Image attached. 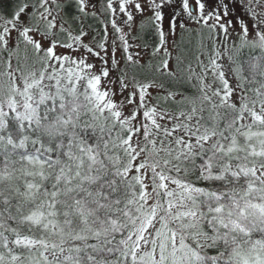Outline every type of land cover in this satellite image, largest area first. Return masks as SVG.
<instances>
[{"label":"snow or ice","instance_id":"1","mask_svg":"<svg viewBox=\"0 0 264 264\" xmlns=\"http://www.w3.org/2000/svg\"><path fill=\"white\" fill-rule=\"evenodd\" d=\"M0 264H264V0H0Z\"/></svg>","mask_w":264,"mask_h":264}]
</instances>
